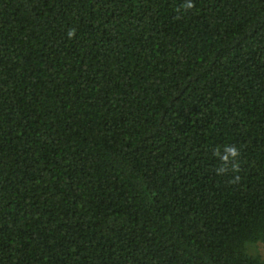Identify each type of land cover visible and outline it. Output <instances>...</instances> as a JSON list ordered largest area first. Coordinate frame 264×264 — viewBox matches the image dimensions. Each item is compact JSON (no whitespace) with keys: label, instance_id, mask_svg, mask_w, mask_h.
<instances>
[{"label":"trees","instance_id":"obj_1","mask_svg":"<svg viewBox=\"0 0 264 264\" xmlns=\"http://www.w3.org/2000/svg\"><path fill=\"white\" fill-rule=\"evenodd\" d=\"M258 243L264 0H0V264Z\"/></svg>","mask_w":264,"mask_h":264},{"label":"rangeland","instance_id":"obj_2","mask_svg":"<svg viewBox=\"0 0 264 264\" xmlns=\"http://www.w3.org/2000/svg\"><path fill=\"white\" fill-rule=\"evenodd\" d=\"M250 251L264 261V244L258 243L250 247Z\"/></svg>","mask_w":264,"mask_h":264},{"label":"clouds","instance_id":"obj_3","mask_svg":"<svg viewBox=\"0 0 264 264\" xmlns=\"http://www.w3.org/2000/svg\"><path fill=\"white\" fill-rule=\"evenodd\" d=\"M70 35H71V33H70ZM235 154V153H234Z\"/></svg>","mask_w":264,"mask_h":264}]
</instances>
